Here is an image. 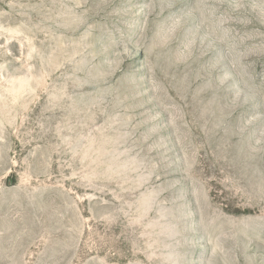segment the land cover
I'll return each instance as SVG.
<instances>
[{"label":"rangeland","instance_id":"1","mask_svg":"<svg viewBox=\"0 0 264 264\" xmlns=\"http://www.w3.org/2000/svg\"><path fill=\"white\" fill-rule=\"evenodd\" d=\"M0 264H264V0H0Z\"/></svg>","mask_w":264,"mask_h":264}]
</instances>
